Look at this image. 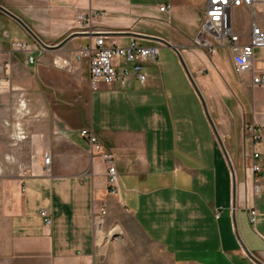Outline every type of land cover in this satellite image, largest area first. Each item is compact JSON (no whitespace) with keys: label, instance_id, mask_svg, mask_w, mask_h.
Here are the masks:
<instances>
[{"label":"crops","instance_id":"obj_1","mask_svg":"<svg viewBox=\"0 0 264 264\" xmlns=\"http://www.w3.org/2000/svg\"><path fill=\"white\" fill-rule=\"evenodd\" d=\"M0 3L48 44L78 30L76 14L93 8L102 12L97 28L157 35L178 46L236 174L238 236L264 263V86H253L249 73L234 72L228 48L209 56L191 48L205 0ZM163 4L170 5L168 14L159 11ZM254 6L264 12L263 3ZM234 11H244L250 18L249 11L233 10L234 28L241 42H246L249 26L238 30ZM154 18L162 23L151 22ZM19 28L0 11V44L10 45L6 36L24 40L17 36H22ZM86 38L91 40L90 36L73 37L54 50L31 43L34 63L21 51L16 53L23 62L15 63L18 55H6L0 49V63L7 61L11 73L18 67L25 71L18 87L27 94L37 118L27 128V139L11 145L4 123L12 105L0 99V264H159L151 252L142 258L146 244L173 264H257L235 234L229 166L175 52L159 44L156 61L146 63L144 83L130 78L124 86L100 83L92 89L87 61L73 63L77 49L88 43L78 41ZM115 39L127 42L126 37L108 42ZM54 59H66L73 66H55ZM253 69L264 71V47L254 49ZM247 124L262 134L256 149L261 155L263 189L255 197L244 170V152L252 149ZM84 128L115 155L119 173L115 193L108 191L105 163L80 135ZM45 151L51 154L50 174L43 171ZM245 178L249 201L259 212L255 230L246 210L238 205V183ZM103 205V223L96 227L94 212ZM43 208L52 217L49 227L40 216ZM215 210L220 211L219 218ZM134 251L138 258L132 255Z\"/></svg>","mask_w":264,"mask_h":264},{"label":"built area","instance_id":"obj_2","mask_svg":"<svg viewBox=\"0 0 264 264\" xmlns=\"http://www.w3.org/2000/svg\"><path fill=\"white\" fill-rule=\"evenodd\" d=\"M256 2L264 4V0H205L204 15L201 26L193 38V44L207 50L209 53H216L221 48H228L233 56V69L237 75L249 73L253 86H264V71L256 72L253 69V56L256 47H264V12L258 10L254 5ZM243 7L249 11L250 22L247 32L246 42H241V34L233 25V10ZM170 5L159 6V11L169 13ZM101 11L87 8L76 14L79 24L78 30L86 32H105L106 30L97 28L95 25ZM109 38L104 34L91 37V40L77 49L73 59L74 64L86 60L88 64L89 84L92 89H96L100 83H119L126 85L130 78L137 79L144 83L147 79L146 63L155 62L159 52V44L156 42L144 43L136 37H126L127 42L121 43L118 40L108 42ZM14 50L28 54V62H36V57L31 53V45L25 40L13 39L6 36ZM53 65L70 68L71 63L66 60L54 59ZM15 100L11 120L6 124H11L10 131L11 145H18L28 137V118L32 115L29 106V99L23 88L13 86ZM252 142V149L249 153L244 152L245 175L250 178L251 192L255 197L261 193L263 187L260 183L261 155L256 149V145L262 139V134L255 129L252 124L245 125ZM80 135L90 145L94 154L99 156L106 165L107 185L110 193L117 191L119 173L115 165V155L112 151L104 149L97 136L88 128L80 131ZM50 158L48 151L43 152V171L50 174ZM238 205L246 210L248 222L252 229L259 218V212L253 202L249 201L247 179L238 183ZM106 213L105 206L94 212V224L97 227L103 223ZM40 216L46 227L52 223L50 212L43 208ZM215 218H219L220 211H214Z\"/></svg>","mask_w":264,"mask_h":264},{"label":"water","instance_id":"obj_3","mask_svg":"<svg viewBox=\"0 0 264 264\" xmlns=\"http://www.w3.org/2000/svg\"><path fill=\"white\" fill-rule=\"evenodd\" d=\"M0 11H2L3 13H5L6 15H8L9 17H11L13 20H15L32 38L33 40L42 48L44 49H49V50H54V49H58L60 47H62L64 44H66L70 39H72L73 37L76 36H95L98 34H104L107 36H113V37H136L139 39H143V40H147V41H151V42H156L158 44L161 45H165L169 48H171L175 54L177 55L182 68L184 70V72L186 73L187 78L189 79L191 85L193 86L194 90L196 91L198 97L200 98V101L202 103L203 109H204V113L208 119V122L213 130V133L218 141V144L223 152V155L227 161V164L229 166V170H230V174H231V186H232V219H233V223H234V230H235V234L239 240L240 245L242 246L243 250L245 251V253L247 254V256L252 259L254 262H256L257 264H264L262 261H260L256 256H254L249 250L248 248L244 245V243L242 242V240L240 239V237L238 236V232H237V228H236V222H235V201H236V174L233 168V165L230 161L229 155L227 153L226 147L223 143V140L220 136V133L218 132L211 116L210 113L208 111L205 99L202 95V93L200 92L198 85L196 83V81L194 80L191 72L188 69V66L186 65V62L181 54V50L178 46L173 45L170 41H168L167 39L157 36V35H150V34H145V33H140V32H136V31H130V30H110V31H105V32H86V31H80V30H76V31H72L71 33H69L68 35H66L61 41H59L58 43L55 44H48L45 43L31 28L30 26H28V24L18 15H16L15 13H13L12 11L8 10L6 7H4L1 3H0Z\"/></svg>","mask_w":264,"mask_h":264},{"label":"rangeland","instance_id":"obj_4","mask_svg":"<svg viewBox=\"0 0 264 264\" xmlns=\"http://www.w3.org/2000/svg\"><path fill=\"white\" fill-rule=\"evenodd\" d=\"M130 15H126V17H129ZM161 17V16H160ZM13 20V19H12ZM146 20V19H144ZM149 20V19H147ZM234 20L236 21L237 23V29L238 30H246L249 26V15L246 14V12H242V11H234ZM14 23H16L18 25V27H20L19 31L22 33V36L20 35H17L18 37H21L23 38L25 41H27L28 43H34L36 45H38L34 40L33 38L15 21L13 20ZM151 22L155 23V24H159V23H162L160 22L159 19H151L150 20ZM168 29V28H167ZM79 43H87L88 42V38L86 39H80L78 41ZM10 45L7 43V42H2V44H0V49H3L4 48V51H5V54L8 55L9 53H14L16 56L18 55L16 52H19L17 50H10ZM191 48H195V49H201L203 50L208 56L212 53H209L207 50L203 49V48H200V47H197L195 46L194 44L192 45ZM191 48H189L188 50H190ZM170 49V48H168ZM221 49H224V48H221ZM171 50V49H170ZM173 51V50H171ZM20 53V52H19ZM17 59L14 60L15 63H22L23 62V59H20L19 55L18 57H16ZM22 74H26L25 71H21V68L18 67L17 69L14 70V73H11L10 70H9V65H8V62L7 61H4V63H0V99H1V102L6 104L7 106L9 105H12L13 107V104H14V100H15V92L13 90H10L8 85L7 84H10L11 86H21L20 84V80H21V77H22ZM28 76L30 77V79L34 82V72L29 69V73H28ZM8 87V88H7ZM30 101V100H29ZM31 105V103H30ZM13 110V108L11 109ZM31 113L32 115L30 116V118H28V124H27V128L29 126L32 125V123H34L36 121V113L33 112V110L31 109ZM10 115H12V111L10 112ZM8 120L10 121L11 120V116L8 117ZM5 129H8L9 131L12 130L11 128V124H5ZM9 142H11V139L9 138ZM103 230V229H102ZM104 232V231H103ZM110 232V231H109ZM109 232L105 233L106 235L109 234ZM99 238V241L101 240V236H97ZM101 245V244H99ZM152 253V256L153 258H156L158 261H159V264H173L170 260L169 257L165 256L164 254H162L158 249L154 248L153 246L151 247V245L149 244H146L145 247H143V259L145 258H148V255L149 253ZM138 253L134 251V253H132V255L135 257V255H137ZM144 254L146 256H144ZM135 258H138L137 256Z\"/></svg>","mask_w":264,"mask_h":264}]
</instances>
